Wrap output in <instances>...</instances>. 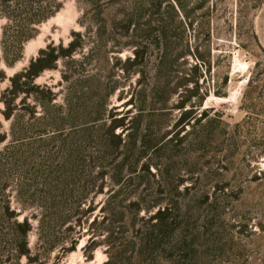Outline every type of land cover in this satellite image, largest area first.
Segmentation results:
<instances>
[{
	"label": "rangeland",
	"instance_id": "374dc122",
	"mask_svg": "<svg viewBox=\"0 0 264 264\" xmlns=\"http://www.w3.org/2000/svg\"><path fill=\"white\" fill-rule=\"evenodd\" d=\"M32 1L18 19L0 17V39L4 29L11 63L0 60V96L10 85L9 77L24 70L39 50L65 47L73 33L83 40L72 56L81 73L73 65V79L65 81L61 71L68 67L58 60L33 81L50 87L56 93L53 103L61 107L58 116L54 111L46 116L37 107L28 119L32 135L40 132L46 140L48 165L61 175L60 183L44 173L23 174L18 163L8 161L3 146L11 139L10 121L2 114L0 98V131L7 135L0 145L5 193L16 212L6 221L26 216L32 225L28 246L34 245L39 212L18 207L22 186L34 194L41 184L43 189L48 184L51 192L57 187L64 199L49 203L72 214L57 235L66 247L75 241L73 249H54L42 264H102L108 259L111 248L100 242L102 236L97 243L88 239L108 191L116 208L139 195H146L143 204L155 208L173 206L179 215L175 239L185 246L189 264H264V0H179V5L157 0L159 12L145 10L150 0H97L93 6L85 0ZM128 20L140 24L119 35ZM134 47L145 51L139 65L126 62L134 57ZM26 49H33L29 56ZM33 103L31 97L25 99L26 105ZM125 115L131 132L137 124L138 132L147 134L145 140L156 144L142 161L151 159L159 168L149 166L155 176L146 177L138 188L129 165L118 182L98 176L124 158L116 151L105 156L104 168L98 161L102 135L113 118ZM53 117L60 118L58 126L45 121ZM127 157L132 159L133 153ZM58 160L63 169L56 168ZM107 161L112 165L105 166ZM126 214L116 215L113 228L128 245L138 224ZM18 261L24 264L26 258Z\"/></svg>",
	"mask_w": 264,
	"mask_h": 264
},
{
	"label": "trees",
	"instance_id": "16d2710c",
	"mask_svg": "<svg viewBox=\"0 0 264 264\" xmlns=\"http://www.w3.org/2000/svg\"><path fill=\"white\" fill-rule=\"evenodd\" d=\"M85 1L90 6H93L97 0ZM174 1L179 5V0ZM32 2V0H0V17L5 18L6 22L16 20L19 18V11L25 8L30 9ZM140 9H142L140 6L134 7L135 12H140ZM159 9L160 1L157 0H150L147 6H145L147 12H159ZM52 13L53 12H51V14ZM139 24L138 20H128L126 24L122 25L123 31L119 32V35H126L131 25ZM73 35V38L65 47L61 44L56 46L48 45L44 49L39 50L37 56L30 59L24 70L15 72L9 77L10 85L2 91L0 96L5 106L2 114L5 119L10 121L9 134L11 139L3 146V149L7 152L8 161L12 160L18 163L23 174L26 173V171L40 174L44 173L51 177L54 176V180L58 183L61 181V175L59 173L54 174L57 170L48 165L49 157L47 156L50 152L43 149L46 140L40 136V132L32 135L33 133L29 130L30 126L28 125V119L34 118L37 107L40 108L42 112L46 113V116H50L51 111L56 112L57 116L58 113L61 112V107L53 103L56 93L53 92L50 87L46 85L38 86L34 84L33 81L44 69L55 68L58 60L63 61L65 68L68 67V71H61L62 78L65 81L73 79L72 73L76 71L74 70L75 67L77 71L81 73L79 65L77 64L78 61L74 60L72 56L83 47V40L79 33H73ZM4 36V29H2L0 39L2 55L0 56V60L3 59L7 65H10L11 63L7 56V46L4 45ZM111 38L116 42L114 36H111ZM111 38H106V41ZM133 52L134 57L132 59H129V57L126 58V62L139 65L145 51L144 49L139 50L137 47H134ZM73 65H75V67ZM116 66L123 67L119 64H116ZM3 77L4 73L0 70V80ZM116 87L115 85L113 89ZM73 88L72 86V89ZM72 94L75 95V88L72 90ZM18 97H20V101L17 105L14 100ZM27 97H31L34 102L31 106L25 104V99ZM19 104L25 105V108L19 106ZM23 109H25V112H22ZM70 109L72 110L71 113L73 114L74 112V115H76L74 108L70 107ZM26 113L28 117L24 118ZM112 113L115 112L111 109L109 111L110 117L114 115ZM53 118L54 120L48 121L45 119V121L54 123L55 126H58L59 121L57 122L56 120L60 118ZM125 120H127L126 115L120 116L118 119L113 118L114 123L109 125L108 131H105L102 135L101 148L104 150L101 151V154L99 153L98 161L100 166L104 168L105 156L113 154L116 151L122 153L124 158L118 161L119 163L116 165L113 164L111 167L112 171L101 172L98 176L102 181L103 179L110 178L112 182H118L122 175L125 174V171H127H124V166L129 165L128 170L135 175L133 181L134 186L138 188V183L146 177L148 178V176H150L154 178L155 174L150 172L149 166H153L157 170L159 168V165L155 162H151V159L142 161L147 150L151 149L153 146L155 147L156 144L153 145L154 143L152 144L151 141L148 142L145 140L147 134L141 135L138 132L137 124H133L132 128H134V133L131 132L130 124H128L129 119L127 123ZM117 127H119L121 131L115 133L114 129ZM92 128L93 127H88L86 129L90 130ZM124 131H126V133H124ZM122 133L124 134L123 137H121ZM6 136V134L0 131V145L5 140ZM131 153H133V158L129 160L127 155ZM1 154L2 153H0V264H20L18 260L21 256L26 258L24 264H42L41 259L54 249H64L63 251L73 249L75 241H72L71 244L66 247L63 245V237L57 235L60 232V226L72 215L64 211V209L56 207L55 204L49 203L52 199L56 202L64 199L65 194L57 187L51 192L48 190V184L45 189L40 187L42 186L41 184L36 188L38 191H36L35 194L34 192L29 193V188L24 186L18 190L16 200L20 210L31 207L36 212H39L35 227L36 241L32 247L28 246V234L32 229V225L28 218L25 216L21 221H6V217L10 219L16 212L14 213V211L10 210L8 194L5 193L7 182L4 180V166L1 161ZM5 160L7 159L5 158ZM42 160L46 161V163L43 164ZM61 162L62 160L57 161L56 168H64V163L62 162V164ZM111 165V161H107V165L105 166ZM113 196L114 194L112 195L108 191V197L100 206L99 211L101 213V219L98 224H96L97 222L95 223V219L92 220L91 225H94V229L92 227L93 230L88 238L91 242L97 243L95 240L98 236H102L103 239L100 240V242L109 245L111 248V254H109L108 259L102 264H189V256L185 246L180 243L179 240L175 239V233L179 225V215L173 206L165 205L155 208L152 204H143L146 202V195H139V197L130 204L122 208H116L111 201ZM78 205H80L79 200H77V207ZM125 211H127L126 213L131 215L138 224L136 236L126 240L129 246L125 245L123 241H120L119 237L115 236L116 232H114L113 228L114 219L117 216L124 217L126 214ZM77 222V225L81 224L79 219H77ZM67 230L69 229L67 228ZM11 258H13V263L10 261Z\"/></svg>",
	"mask_w": 264,
	"mask_h": 264
},
{
	"label": "bare ground",
	"instance_id": "6f19581e",
	"mask_svg": "<svg viewBox=\"0 0 264 264\" xmlns=\"http://www.w3.org/2000/svg\"><path fill=\"white\" fill-rule=\"evenodd\" d=\"M39 37H40V36H39ZM41 37H42V35H41ZM39 39H40V38H39ZM40 40H41V39H40ZM40 40H39V41H40ZM29 46H30V45H29ZM31 46H33V45H31ZM33 47H35V46H33ZM28 48H29V47H28ZM26 50H27V51H26V55H28V53L31 52L33 49H32V50H31V49H26ZM28 56H29V55H28Z\"/></svg>",
	"mask_w": 264,
	"mask_h": 264
}]
</instances>
